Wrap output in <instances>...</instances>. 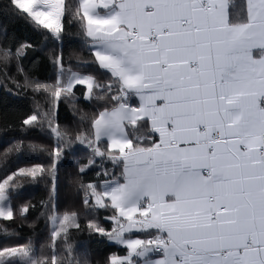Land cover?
<instances>
[{
    "label": "snow or ice",
    "instance_id": "1",
    "mask_svg": "<svg viewBox=\"0 0 264 264\" xmlns=\"http://www.w3.org/2000/svg\"><path fill=\"white\" fill-rule=\"evenodd\" d=\"M0 117V264H264V0H0Z\"/></svg>",
    "mask_w": 264,
    "mask_h": 264
},
{
    "label": "trees",
    "instance_id": "2",
    "mask_svg": "<svg viewBox=\"0 0 264 264\" xmlns=\"http://www.w3.org/2000/svg\"><path fill=\"white\" fill-rule=\"evenodd\" d=\"M69 2H70V0H65L66 4ZM13 28L15 29L17 34L20 36H27L33 40H39L40 39L39 34L32 32L31 29L26 24H24L23 21H17L13 25ZM0 120H2V117H0ZM35 195L38 196V195H40V193H35ZM113 250H115V249H113Z\"/></svg>",
    "mask_w": 264,
    "mask_h": 264
}]
</instances>
